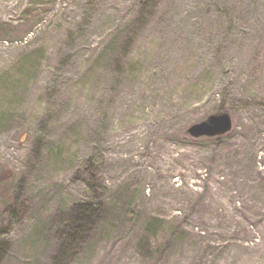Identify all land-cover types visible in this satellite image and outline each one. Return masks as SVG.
Segmentation results:
<instances>
[{"label": "rangeland", "instance_id": "374dc122", "mask_svg": "<svg viewBox=\"0 0 264 264\" xmlns=\"http://www.w3.org/2000/svg\"><path fill=\"white\" fill-rule=\"evenodd\" d=\"M0 264H264V0H0Z\"/></svg>", "mask_w": 264, "mask_h": 264}, {"label": "water", "instance_id": "95a60500", "mask_svg": "<svg viewBox=\"0 0 264 264\" xmlns=\"http://www.w3.org/2000/svg\"><path fill=\"white\" fill-rule=\"evenodd\" d=\"M230 127V117L227 114H214L208 116L206 120L192 125L188 129V133L192 137L213 136L226 133Z\"/></svg>", "mask_w": 264, "mask_h": 264}, {"label": "trees", "instance_id": "16d2710c", "mask_svg": "<svg viewBox=\"0 0 264 264\" xmlns=\"http://www.w3.org/2000/svg\"><path fill=\"white\" fill-rule=\"evenodd\" d=\"M100 206H94L90 202H82L72 206L70 213L67 216H62L63 222L73 223L74 229L85 231L90 224V216L100 211ZM61 217V216H60ZM86 229H85V228Z\"/></svg>", "mask_w": 264, "mask_h": 264}]
</instances>
